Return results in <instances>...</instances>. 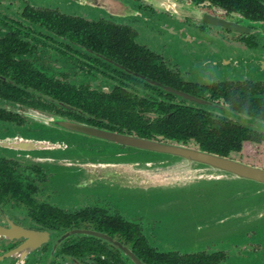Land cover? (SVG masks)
<instances>
[{
	"label": "flooded vegetation",
	"instance_id": "af4514ba",
	"mask_svg": "<svg viewBox=\"0 0 264 264\" xmlns=\"http://www.w3.org/2000/svg\"><path fill=\"white\" fill-rule=\"evenodd\" d=\"M178 42L195 45L184 64ZM181 113L212 134L156 131ZM54 116L264 168V0H0V264H264L253 229L179 251L155 220L64 197L6 143L42 138L38 118Z\"/></svg>",
	"mask_w": 264,
	"mask_h": 264
},
{
	"label": "water",
	"instance_id": "95a60500",
	"mask_svg": "<svg viewBox=\"0 0 264 264\" xmlns=\"http://www.w3.org/2000/svg\"><path fill=\"white\" fill-rule=\"evenodd\" d=\"M116 9L123 15L140 16L123 4ZM38 120L42 138L6 143L55 172L57 188L65 196L71 191L99 195L129 212L158 220L176 212L191 219L190 206L196 205L197 243L238 239L251 229L264 239V168L58 116ZM78 138L87 140L73 141ZM168 192L179 194L172 198ZM158 204L165 206L156 210ZM176 205L183 209L172 208ZM163 227L160 223L159 229Z\"/></svg>",
	"mask_w": 264,
	"mask_h": 264
},
{
	"label": "rangeland",
	"instance_id": "374dc122",
	"mask_svg": "<svg viewBox=\"0 0 264 264\" xmlns=\"http://www.w3.org/2000/svg\"><path fill=\"white\" fill-rule=\"evenodd\" d=\"M138 19L141 20V16H138ZM142 21V20H141ZM151 33L153 34V37H156L158 34L165 36V32L163 30L160 29H152L150 28ZM187 44V45H183V44ZM187 48H195V45H191L190 43H186V42H178V44L174 47H172L168 52V55L171 56L172 58L176 59V60H180L181 64H184L188 61L187 56ZM30 135H33V133H29ZM67 137V136H66ZM85 140H87L86 138H78L73 140L74 142H84ZM50 171V170H49ZM56 177L57 174L55 173V176L53 175L52 177V186H54V188L56 189V187H58V183L56 181ZM61 190V189H60ZM62 192V190H61ZM78 191H71L70 196H65L64 193H62V195L64 197L67 198H75L78 195ZM178 192H168V196L169 197H176L178 196ZM94 195V194H93ZM172 195V196H170ZM95 196H99V195H95ZM100 197V196H99ZM103 198V197H102ZM153 199H159L157 196H154ZM151 199V200H153ZM106 200H108L110 203L116 205L115 203H118L115 200H111L106 198ZM115 202V203H114ZM165 205L163 204H158L156 205L154 208L156 210H162L164 208ZM117 208H119V210L123 213H125V215L127 216H133V217H139V218H143V219H148V220H155L157 221V223L155 224L156 229L158 232H156V239L158 241V245L162 248L165 247H171L173 249L179 250V251H193L196 249H201L203 247H205L207 242H198L197 243V231L195 230L196 227V223H197V206H190V212H194L193 218L191 219H187L185 216H183L182 214L176 212L173 215H169L167 214L164 217H158V219L156 218H152V217H148V215H143V214H135L133 211L129 212L128 209H124V208H120L119 206L116 205ZM172 208L174 209H183L182 206H172ZM126 210V211H125ZM160 223H162L164 225V227L162 228V230L159 229V225ZM228 239V238H227Z\"/></svg>",
	"mask_w": 264,
	"mask_h": 264
},
{
	"label": "trees",
	"instance_id": "16d2710c",
	"mask_svg": "<svg viewBox=\"0 0 264 264\" xmlns=\"http://www.w3.org/2000/svg\"><path fill=\"white\" fill-rule=\"evenodd\" d=\"M201 120L203 119L194 113L193 115L176 114L171 118H163L162 122L157 123L156 131L166 133L170 137H175L178 140H181L185 133H188V135L201 133L202 137L211 135L212 133L208 130L202 132L205 130V124Z\"/></svg>",
	"mask_w": 264,
	"mask_h": 264
}]
</instances>
